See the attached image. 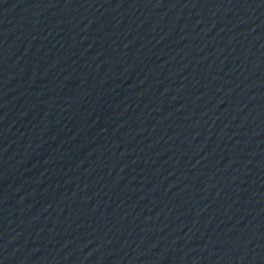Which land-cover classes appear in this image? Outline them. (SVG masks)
<instances>
[{
  "label": "water",
  "instance_id": "obj_1",
  "mask_svg": "<svg viewBox=\"0 0 264 264\" xmlns=\"http://www.w3.org/2000/svg\"><path fill=\"white\" fill-rule=\"evenodd\" d=\"M0 264H264V0H0Z\"/></svg>",
  "mask_w": 264,
  "mask_h": 264
}]
</instances>
